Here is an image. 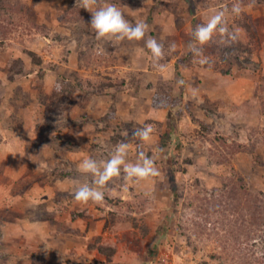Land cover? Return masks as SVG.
Wrapping results in <instances>:
<instances>
[{
  "label": "rangeland",
  "instance_id": "rangeland-1",
  "mask_svg": "<svg viewBox=\"0 0 264 264\" xmlns=\"http://www.w3.org/2000/svg\"><path fill=\"white\" fill-rule=\"evenodd\" d=\"M108 4L147 23L145 38L96 39L90 13ZM3 6L0 264H264V0ZM223 9L238 40L225 46L217 30L210 65L182 60L196 25ZM149 36L164 44L159 62ZM64 78L68 94L56 90ZM146 124L151 142L132 135ZM121 141L127 162L142 145L160 175L122 173L101 203L76 201L92 179L81 161L102 163Z\"/></svg>",
  "mask_w": 264,
  "mask_h": 264
},
{
  "label": "clouds",
  "instance_id": "clouds-1",
  "mask_svg": "<svg viewBox=\"0 0 264 264\" xmlns=\"http://www.w3.org/2000/svg\"><path fill=\"white\" fill-rule=\"evenodd\" d=\"M97 4V0H81V7L89 10ZM225 10L218 11L207 23L196 25L192 30V36L197 42L189 47V52L195 58V62L200 65H210L212 61L205 55L203 46L208 44L213 35L219 31L223 36V43L228 46L238 40V32L230 30L225 20ZM232 13L239 15L242 12L240 3L232 5ZM90 25L95 30L96 39H115L117 41H140L143 40L148 32L147 23L140 21L133 23L130 21L123 10L115 4H108L92 11ZM146 47L150 50L154 61L159 62L165 56L164 44L156 38L148 37L145 41ZM169 51L175 50V44L169 45ZM180 83H183L182 81ZM56 90L61 91L62 85L57 84ZM195 94V90H193ZM152 125L146 124L133 130L132 135L142 142H151L154 133ZM125 135H127L125 133ZM129 144L119 142L108 159L102 163L92 157L83 159L80 163V171L89 174L92 179L90 182L83 183L73 193L74 199L78 202L87 203L93 201L101 203L105 198L103 189L113 178L121 177L128 180H145L160 175L152 156L143 150L142 145H137V158L139 162H127Z\"/></svg>",
  "mask_w": 264,
  "mask_h": 264
},
{
  "label": "trees",
  "instance_id": "trees-1",
  "mask_svg": "<svg viewBox=\"0 0 264 264\" xmlns=\"http://www.w3.org/2000/svg\"><path fill=\"white\" fill-rule=\"evenodd\" d=\"M4 1L5 0H0V9H1V7H3L4 8V6L6 5H4L3 6V3H4ZM9 8L11 7V6H8ZM14 7V6H13ZM13 7H11L10 9H13ZM15 8V7H14ZM191 56V52H189V50H187V51H185L182 55H181V59L182 60H186L187 58H189ZM40 61H38V63H39ZM38 65V72L40 73V74H42L43 73V71H44V68L42 67V66H39V64H37ZM64 77V76H63ZM62 77V78H63ZM65 80L62 82V83H64V84H62L61 83V85H62V90L63 91H65L66 93L65 94H68L67 93V91H69L70 90V88L71 87H73V85H72V83L69 81L68 83H67V78H64ZM107 87H109V88H112V86H114V84H112V83H109V84H107L106 85ZM154 100H155V98H154Z\"/></svg>",
  "mask_w": 264,
  "mask_h": 264
},
{
  "label": "crops",
  "instance_id": "crops-1",
  "mask_svg": "<svg viewBox=\"0 0 264 264\" xmlns=\"http://www.w3.org/2000/svg\"><path fill=\"white\" fill-rule=\"evenodd\" d=\"M6 172H9V171L6 170ZM16 225H17V224H16ZM77 252H79V250H78ZM83 254H84V253H83ZM83 254H81V256H82ZM77 255H78V253H77Z\"/></svg>",
  "mask_w": 264,
  "mask_h": 264
}]
</instances>
